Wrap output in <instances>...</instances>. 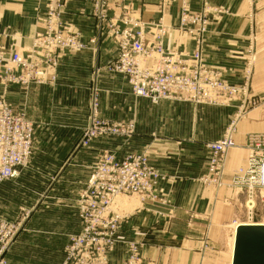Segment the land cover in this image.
Here are the masks:
<instances>
[{"label":"crops","instance_id":"crops-1","mask_svg":"<svg viewBox=\"0 0 264 264\" xmlns=\"http://www.w3.org/2000/svg\"><path fill=\"white\" fill-rule=\"evenodd\" d=\"M49 2L51 0H0V50L23 48L28 38L37 29H42L41 18ZM128 2L144 20H155L162 15L171 25L178 20L180 0H169L164 9L160 0ZM190 5L193 9L198 8L199 0H190ZM60 10L66 27L78 36L83 46L61 52L54 83L10 85L6 88L12 102L19 109L26 110L28 118L38 124L37 131L53 132L52 139L41 141L50 150L32 155L28 170L33 169L44 176L55 175L53 190L71 187L69 182L72 190L85 187L91 171V150L75 152L68 147H73L88 123L90 85L93 76L97 75L106 92L109 89L116 96L123 94L138 101H148L154 106L148 110L149 119H155L156 115L162 117L159 119L163 122L149 126L147 134L139 136L147 142L152 141V159L165 163L167 177L160 191L169 200V204L163 206L137 202L139 205L122 222L110 255V264H126L129 241L139 246L141 264H232L234 243L230 248L229 235L233 222L236 220L239 224L237 220H242L246 198L245 193L239 192L233 184V178L236 170L246 165L247 134L264 130V78H253L254 94L262 103L248 111L238 123L236 146L227 154L220 185H205L196 179L207 165L210 150L206 144L221 137V114H225L224 128L227 120L234 116L235 108L174 101L153 104L134 95L129 90L131 85L127 78L106 67L117 54L116 41L107 34V30L100 28L90 2L66 0ZM91 39L96 42L91 43ZM167 43L169 47L180 49L192 46L191 39L178 31L168 35ZM219 44L218 37H213L211 33L207 46H204L206 63L224 67L228 77L235 71L237 76L231 78L232 81L243 82L245 58L239 55V51H244V47ZM207 125L212 131L205 130ZM50 153H56L52 156L55 162L50 163ZM7 191L4 186L0 187L3 209L9 202ZM158 209L163 215L154 212ZM2 217L9 219L10 210L7 213L3 211Z\"/></svg>","mask_w":264,"mask_h":264},{"label":"rangeland","instance_id":"rangeland-1","mask_svg":"<svg viewBox=\"0 0 264 264\" xmlns=\"http://www.w3.org/2000/svg\"><path fill=\"white\" fill-rule=\"evenodd\" d=\"M56 1L57 0H51V2H49L48 9L45 15H43V17L41 18L42 29H37L28 38L27 42L23 45V48L14 51H4L8 54L14 52H21L26 54L28 53V50L31 46H37L39 44V40L41 37L48 36L50 33V25L52 21V19L48 17V14L51 4L55 3ZM65 1L66 0H61V4L60 6H58V10L62 14V22L64 25L65 23L63 20V13L60 9L61 6L64 5ZM128 1L129 0H118V3L121 5L117 6V1L111 0L110 4L113 6L112 12L119 13L125 6L128 12L146 22L148 27L146 33V41L149 45H157L158 29L160 28L161 24H164L167 26V30L162 37V43L165 47L178 51L191 52L199 44V46H202L203 49V64L206 70H204L205 73L202 75V85L205 89H209L210 91H212L213 96L210 98L204 97L200 100L199 104L175 99H163L159 103L163 101H174L178 103H190L194 105H212L219 108L234 107V116L230 117V119L227 120L224 128L222 127V124L224 122L225 114H221V137L219 139L226 135L229 127L232 124V121L236 120L235 129L233 132V136L235 139L238 123L243 120L248 111L258 108L262 103V100L259 98V96L254 94L252 81L254 77L264 78V2L260 3L259 0H199L198 8L193 9L190 5V0H180L178 20L176 24L171 25L165 21L164 15L155 20H144L138 14V12L133 10L132 4H130V2ZM168 2L169 0H160L163 9L166 7V4H168ZM90 4L92 6L93 13V5L91 2ZM184 13L190 16H199V23H189L188 25L192 29H197L199 27V43L196 34L184 30L180 27L182 16ZM65 28L71 34L77 36L76 34L72 33L66 27V25ZM104 29L107 30V34L113 38L110 29L108 27L107 29ZM211 30H213L214 32H211ZM216 30H218V32H215ZM177 31L185 36H188L191 39L192 46L190 48L180 49L169 47L170 45H168L167 43V37L169 34H174ZM211 33L213 37H218L220 42L219 46H239V48L241 49H243L244 47V51H239V55L241 57L244 56L245 58L243 82L239 83L236 81H232L231 78H233L235 75L237 76L235 71L228 77L226 76L227 70L224 67L218 65L211 66L206 63L204 56V46H207V39L208 37H210ZM92 40L96 42L95 39H91V43H94ZM115 57L106 66L109 71H112L110 68L113 61L115 60ZM118 74L123 75L121 73ZM123 76L126 77L125 75ZM97 78V75H95L91 80V99L89 102V119L87 125L91 120V109H93L95 102H97V111L99 114L98 117L106 122L116 124L119 130L117 133L98 135L92 138L88 145L78 146L84 134V129L87 126L86 125L82 130L80 138H78V140L73 144V147H68V149L75 152H80L87 149L91 150V171L85 187L80 190H78L79 188L72 190L71 182H69V185L71 187L53 190V184L56 181L55 175L44 176L37 173L33 169L28 170L32 155H40L50 150L46 149V145H42L41 141L44 138L52 139L54 137L52 135L53 132L37 131L36 129L38 127V124L34 120L28 118L26 110L19 109L12 102V99L9 97L6 89L10 85L25 86L32 83L52 84L57 79L55 81L50 80L47 83H37L35 81H30V83L28 84L17 81L0 82V100L10 102L12 106L18 111H24L27 118L34 124L33 148L28 164L20 168L19 174L16 177L2 180L3 182L0 183V187L4 186L8 190L7 198L9 199V202H6L4 209L3 203L0 202V205H2V207L0 206V229L5 221L13 222L16 226V234L12 239H10L9 242L0 241V248L1 246L6 245L7 256L5 257V259L7 261V264H62L64 262L67 257L68 250H70L73 246L71 236H73L74 234H80L83 230V224L79 222L81 221V219L78 215L77 209L81 193H83V191L86 189L88 180L94 170L95 165L106 155H114L118 160H124L126 157L133 154L144 155L148 158L149 164L164 176V179L160 180L156 187V193L158 194L157 199L143 200L142 197L137 193L123 195L112 205L114 209L111 214H113L114 211L119 212L123 216V222L127 218V216L129 217V215H131L134 208L140 203L144 204L146 202H152L161 206L169 204L168 198L166 196H163L160 191V186L167 177L164 169L165 163L162 161H160V163H157V161L155 162L152 159V141L147 142V140L141 138L142 136H139L146 135L149 130L148 128H150L151 125H154L155 123L158 125L159 123L163 122L162 119H159L161 116L158 117V115H156L155 119H149L148 110H151V108L154 107L152 104L144 100H135L128 95H126L127 97H125L123 94L116 96V93L112 92L109 89L106 92L105 88H102V86L99 84ZM129 90L134 95H136L132 89V85L131 88L129 87ZM249 96L257 100L256 106L247 105ZM152 103L159 104L154 102ZM241 110L242 112L240 113ZM205 118L210 119L211 116H206ZM205 130L212 131L211 127H208V125L207 127H205ZM254 132H249L247 134V140L248 135ZM152 136L155 137L154 133H152ZM210 142H207V144ZM207 144L206 147L208 148ZM55 147L56 146H54L53 148ZM70 152L68 154H70ZM55 154L56 153H50L48 155L50 163L55 162V159L52 158V156H55ZM210 156L211 151L203 173L196 180L205 185L218 186L221 183L222 175L225 169L226 158L220 175L219 183H213L205 181V178L210 174ZM50 163L49 165H51ZM237 190L239 192H244L246 195L242 220L237 221H240V223H245L251 217V219L254 220L255 223H264V203L257 200L255 208L250 212V209L247 207V193L243 190H240L239 188H237ZM73 191L75 194L74 196H72ZM8 209L10 210L11 217L9 219L3 218V211H6L7 213ZM154 212L156 214L163 215L161 209L155 210ZM80 224H82L81 227ZM236 224L237 222L235 220L232 224V231L229 235L230 248L232 244V235L234 234V228L237 229L236 227H238V225L236 226ZM115 244V242L112 243L111 249L108 250L105 256L107 264H110V255L115 248ZM127 245L126 264H131L133 260V254L136 255L135 264H141L142 257L140 254L139 246L132 241H129ZM97 262L99 263L100 260H97ZM78 264H82V260L78 261Z\"/></svg>","mask_w":264,"mask_h":264},{"label":"built area","instance_id":"built-area-1","mask_svg":"<svg viewBox=\"0 0 264 264\" xmlns=\"http://www.w3.org/2000/svg\"><path fill=\"white\" fill-rule=\"evenodd\" d=\"M93 5L94 16L101 28L110 29L116 40L117 55L111 70L125 75L134 93L154 103L163 99H175L199 104L213 93L202 85L204 70L203 49L199 44L191 52L167 48L162 37L167 26L158 29V43L146 41L147 23L127 11L124 6L113 13L111 0H88ZM117 6L121 4L118 3ZM61 0L51 4L48 17L52 19L50 33L41 37L37 46L28 53L8 54L0 50V82L12 81L24 84L35 81L47 83L57 79V68L64 49L83 46L77 36L68 32L58 10ZM189 23H199V16L183 14L180 27L197 35L199 27L192 29ZM107 26V27H106ZM94 42V40H92ZM248 106H256L257 100L248 97ZM98 103L91 109V120L84 129L78 146H85L92 138L118 132V126L98 117ZM242 110L240 111V113ZM236 120L219 140L207 144L211 151L210 174L205 181L219 183L227 152L236 145L233 132ZM34 124L24 111L0 100V181L14 178L20 168L28 164L33 148ZM246 165L238 168L233 184L247 193V207L253 210L256 201L264 203V131L248 135ZM164 176L155 170L144 155H129L118 160L114 155L104 156L94 167L86 189L81 193L77 206L83 224L80 234L71 236L73 246L62 264H107L105 256L115 242L123 216L113 211L116 200L130 193L139 194L143 200L158 198L156 187ZM15 224L5 221L0 229V241L9 242L16 234ZM15 229V230H14ZM6 245L0 248V264H7ZM135 264L136 255H132ZM97 260H100L98 263Z\"/></svg>","mask_w":264,"mask_h":264},{"label":"water","instance_id":"water-1","mask_svg":"<svg viewBox=\"0 0 264 264\" xmlns=\"http://www.w3.org/2000/svg\"><path fill=\"white\" fill-rule=\"evenodd\" d=\"M232 264H264V224L240 223L235 231Z\"/></svg>","mask_w":264,"mask_h":264},{"label":"bare ground","instance_id":"bare-ground-1","mask_svg":"<svg viewBox=\"0 0 264 264\" xmlns=\"http://www.w3.org/2000/svg\"><path fill=\"white\" fill-rule=\"evenodd\" d=\"M251 209V208H250ZM252 210H250L251 212ZM245 222V221H244ZM242 223V222H241ZM258 223V222H257ZM245 224H255V221L251 219V217L245 222ZM264 224V223H263ZM239 225L238 223L236 224V226ZM237 228V227H236ZM235 228H234V236H233V240L232 242L234 243V239H235Z\"/></svg>","mask_w":264,"mask_h":264}]
</instances>
